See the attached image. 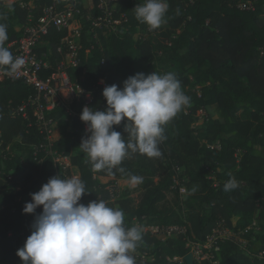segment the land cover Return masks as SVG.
I'll return each mask as SVG.
<instances>
[{"label": "trees", "instance_id": "obj_1", "mask_svg": "<svg viewBox=\"0 0 264 264\" xmlns=\"http://www.w3.org/2000/svg\"><path fill=\"white\" fill-rule=\"evenodd\" d=\"M92 2L93 10L80 6L81 14L77 16L84 35L91 26L87 16L100 15V0ZM247 2L252 3L251 9L239 8ZM168 3L165 22L158 29L137 21L133 11L136 0H122L114 15L121 22L117 34L99 31V44L93 48L84 36L81 63L69 71L84 93L77 94L69 105L47 114L60 135L50 148L70 159L71 167L66 170L44 150L48 143L36 123L33 108L28 110L29 122L13 114L36 95L35 89L19 81L0 82V264H23L16 253L31 235L35 217L42 212L38 207L34 214L23 213L25 204L31 202V194L52 177L71 178L74 170L89 191L79 203L87 205L100 199L109 207L117 206L125 213V227H133L132 220L137 218L145 225L186 228V237L175 236L165 241L145 231L132 253L136 264H187V241L203 242L218 220H225L237 231L256 216L264 217V0ZM37 5L34 12L39 17L42 7L56 5L63 11L71 1L40 0ZM27 22L28 11L18 2L0 0V23L6 24L8 31L5 46L22 38ZM65 36L66 31L52 29L44 38L48 48L41 52L51 51L50 69L44 76L53 73L56 62L61 60L57 51ZM169 53L176 54L183 69L176 77L191 103L162 126L166 139L159 147L163 155L149 158L130 154L119 166L125 173L115 169V175L106 169L93 171L85 153L73 154L82 138L90 135L87 125L80 120L85 95L90 93L92 97L88 107L106 110L103 83L122 88L123 82L137 73L164 74L157 65L160 56ZM203 110L206 117L198 125ZM125 123L126 120L113 127L127 139ZM177 170L189 192L184 207L178 188H174ZM229 174L239 186L225 192ZM129 175L143 177V191L138 199L125 196L111 202L110 187ZM213 177L220 182L218 188ZM100 178L114 181L103 184ZM247 237L251 239L250 235ZM261 254L264 231L255 235L248 252L232 242L221 243L216 258L221 264H264Z\"/></svg>", "mask_w": 264, "mask_h": 264}, {"label": "clouds", "instance_id": "obj_2", "mask_svg": "<svg viewBox=\"0 0 264 264\" xmlns=\"http://www.w3.org/2000/svg\"><path fill=\"white\" fill-rule=\"evenodd\" d=\"M168 9V0H143L133 11L137 21L158 29ZM7 40V25L0 23V70L14 75L25 60L12 54L5 46ZM102 95L106 110L88 106L82 109L80 120L90 135L82 138L79 149L93 171L106 169L110 175H115L113 169L125 173L119 166L130 154L161 157L159 145L166 139L162 126L191 103L174 72L137 73L127 78L122 88L106 86ZM125 120L127 139L113 127ZM229 175L225 192L239 186ZM142 182V176L129 175V185L135 187ZM88 193L79 177L55 176L31 194L23 213L34 214L41 206L42 212L35 217L31 235L16 253L23 264H136L132 253L142 242V228L125 227L123 210L109 207L104 200L79 203Z\"/></svg>", "mask_w": 264, "mask_h": 264}, {"label": "built area", "instance_id": "obj_3", "mask_svg": "<svg viewBox=\"0 0 264 264\" xmlns=\"http://www.w3.org/2000/svg\"><path fill=\"white\" fill-rule=\"evenodd\" d=\"M38 1L40 0H31L29 2L13 1L18 2L22 9L28 11V22L22 38L18 42L7 44L6 47L9 48L14 56L23 57L25 64L14 75H8L3 70H0V82L5 80L11 82L19 81L35 89L36 95L14 110L13 114L21 116L29 122L28 110L29 108H33L36 123L44 135L45 141L48 143L44 147V150L54 158L56 164L66 170L71 167L65 163L68 157H63L50 148L58 129L52 119H47V114L61 105H69L77 97V94L84 93L80 86L73 82L69 71L70 69L78 68L81 63V52L85 41L84 36L87 37L86 41L91 43V48H93L96 44H99V31H103L105 34H117L119 32L121 22L116 20L114 15L117 10V4L122 0H100L98 5L100 15L95 17L89 14L87 16V20L91 21V26L89 32L85 35L82 24L77 18L81 14L80 6L85 7L83 0H70V7L63 11L59 10L56 5L44 6L42 7L41 15L36 17L34 11L38 9ZM136 1L137 4L143 3V0ZM251 7V2L239 6V8L244 10H249ZM93 9L94 4H92L90 10ZM52 29L66 31V36L61 40V45L57 51L62 58L56 62L55 71L44 76L45 72L50 69V57H48V53L41 51L44 48L43 43H47L44 38ZM103 85L106 87L105 83ZM91 98L90 93L85 95V106L89 104ZM2 143L0 131V150ZM180 173L177 170L174 180L175 182L176 180H181V186H185V179H180L182 174ZM219 186V183L215 184V187L218 188ZM176 188H178L179 193L181 191L187 192L186 189H181V187ZM109 190L111 192V199H113L117 195L116 189L115 187H110ZM40 208L42 209V206ZM132 223L134 226L141 227L143 233L149 231L160 241H165L175 236L186 237L187 234L186 228L180 225L166 227L145 225L137 218H134ZM263 231L264 217L256 216L247 226L237 231L232 230L225 220L220 219L203 242L188 240L186 248L189 249V253H192L194 262L197 264H221L220 260L216 258L221 243L229 241L238 245L241 250L248 252V247L254 241L255 235ZM248 235L251 236V239L247 237ZM263 255L261 254L260 257H263ZM168 260L172 261L171 259Z\"/></svg>", "mask_w": 264, "mask_h": 264}, {"label": "rangeland", "instance_id": "obj_4", "mask_svg": "<svg viewBox=\"0 0 264 264\" xmlns=\"http://www.w3.org/2000/svg\"><path fill=\"white\" fill-rule=\"evenodd\" d=\"M14 0H8L9 3H12ZM85 3V7L86 8H91L93 2L91 0H83ZM49 52V51H48ZM48 57H51V54L48 53ZM161 60L157 65V68L162 71L163 73H167V72H174L176 75H180L183 73V69L181 68L178 60H177V56L174 53H169L167 55H163L160 56ZM206 117V111L203 110L199 113L198 116V120L197 123L198 125H201L204 121ZM58 131L55 133L57 136ZM56 136L54 135V137L56 138ZM54 139V138H53ZM55 141V140H54ZM211 146H215L214 143H210ZM181 174V173H180ZM77 177L78 176V172L77 170L73 171V176L72 177ZM110 181H114L113 179H108L105 178L104 180H102L101 182L103 184H107ZM213 181L215 182V184H220V182L216 181L215 178H213ZM111 187H115L117 195L111 199V202L115 203L116 201H118L121 198H124L125 196H129L132 197L134 199H138V196L140 195V193L143 191V183L133 187L131 185H129L128 183V179L126 180H120V181H115V183L111 186ZM175 187H181V189H186L187 188L185 186H181V180H176V182L174 183V188ZM188 190L186 193L184 192H180V202L181 205L184 207V203L186 201V198L188 196ZM171 198V196H170ZM115 208H117V206H115ZM186 211V210H185Z\"/></svg>", "mask_w": 264, "mask_h": 264}, {"label": "crops", "instance_id": "obj_5", "mask_svg": "<svg viewBox=\"0 0 264 264\" xmlns=\"http://www.w3.org/2000/svg\"><path fill=\"white\" fill-rule=\"evenodd\" d=\"M47 46H48L47 43H43V47H44L43 49L48 48ZM48 51H50V50L47 49V52H46V53H49ZM49 54H51V51H50ZM68 103H69V102H68ZM55 136H56V134H55ZM59 137H60V135H59V131H58L56 138L54 137V140L57 141V140L59 139ZM81 153H82V151L79 149V147L73 149V154H74V155H80ZM65 163H66L68 166H71V162H70V159H69V158L65 160ZM77 177H79V175H78ZM79 178H80V177H79ZM104 179H105V178H100L101 181L104 180ZM118 181H120V180H118Z\"/></svg>", "mask_w": 264, "mask_h": 264}, {"label": "water", "instance_id": "obj_6", "mask_svg": "<svg viewBox=\"0 0 264 264\" xmlns=\"http://www.w3.org/2000/svg\"><path fill=\"white\" fill-rule=\"evenodd\" d=\"M185 261L187 262V264H195L192 253L186 255Z\"/></svg>", "mask_w": 264, "mask_h": 264}]
</instances>
